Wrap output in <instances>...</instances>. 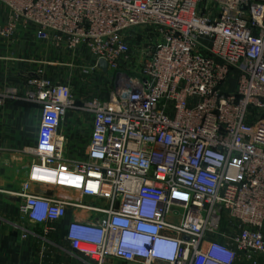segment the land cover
I'll return each mask as SVG.
<instances>
[{
  "label": "built area",
  "instance_id": "2783aa9c",
  "mask_svg": "<svg viewBox=\"0 0 264 264\" xmlns=\"http://www.w3.org/2000/svg\"><path fill=\"white\" fill-rule=\"evenodd\" d=\"M2 3L0 38L20 28L70 53L85 49L86 70L111 75L106 98L79 103L42 70L24 95L0 92V106L24 100L40 111L16 194L23 218L58 224L67 207L99 216L65 227L70 249L91 264H264V1ZM70 111L91 118L83 159L69 158L58 134ZM33 184L106 206L48 198L30 192ZM137 227L149 242H176V252L160 262L151 249L137 257L121 247V234Z\"/></svg>",
  "mask_w": 264,
  "mask_h": 264
},
{
  "label": "crops",
  "instance_id": "0c3cea01",
  "mask_svg": "<svg viewBox=\"0 0 264 264\" xmlns=\"http://www.w3.org/2000/svg\"><path fill=\"white\" fill-rule=\"evenodd\" d=\"M7 16L8 10L0 0V26L6 24ZM89 61L85 49L70 53L38 41L18 28L12 37L0 38V92L13 88L24 95L28 77L37 70H42L54 83L66 82L67 75H77L76 68ZM88 97L100 98L97 94H87L74 99L79 103L90 99ZM39 123L40 111L36 105L24 100H8L0 106V264H91L70 249L64 238L65 227L69 221H87L99 216L67 207L60 223L33 226L18 212L21 199L16 194L22 191L28 179ZM90 131L88 115L70 111L61 120L58 134L66 141L65 151L69 158L85 157ZM29 191L52 199L106 206L103 200L83 197L71 190L33 184ZM52 225L55 230L45 233ZM20 228L29 233L23 237ZM104 264L123 263L107 259Z\"/></svg>",
  "mask_w": 264,
  "mask_h": 264
},
{
  "label": "rangeland",
  "instance_id": "374dc122",
  "mask_svg": "<svg viewBox=\"0 0 264 264\" xmlns=\"http://www.w3.org/2000/svg\"><path fill=\"white\" fill-rule=\"evenodd\" d=\"M87 67L88 63L85 62L84 66L76 68L77 75L73 76L69 74L66 77L68 81L58 84L70 86L74 98L87 94H97L100 98H105L111 90V75L101 71L89 73V71L86 70ZM70 73L72 72L70 71Z\"/></svg>",
  "mask_w": 264,
  "mask_h": 264
},
{
  "label": "clouds",
  "instance_id": "9594fccd",
  "mask_svg": "<svg viewBox=\"0 0 264 264\" xmlns=\"http://www.w3.org/2000/svg\"><path fill=\"white\" fill-rule=\"evenodd\" d=\"M121 247L133 252L135 256L142 257L141 251L145 248L151 249V257L164 262L165 257L176 252L178 246L176 242L163 243L159 240L149 242L145 233L138 227L134 230L127 231L121 234Z\"/></svg>",
  "mask_w": 264,
  "mask_h": 264
},
{
  "label": "water",
  "instance_id": "95a60500",
  "mask_svg": "<svg viewBox=\"0 0 264 264\" xmlns=\"http://www.w3.org/2000/svg\"><path fill=\"white\" fill-rule=\"evenodd\" d=\"M257 1H264V0H257ZM98 68H100L102 71L106 70V63L103 60H100L98 62Z\"/></svg>",
  "mask_w": 264,
  "mask_h": 264
}]
</instances>
